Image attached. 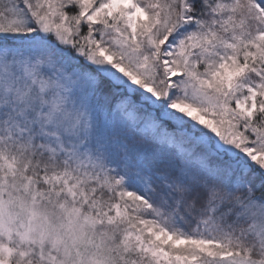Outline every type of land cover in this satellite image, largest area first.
Masks as SVG:
<instances>
[{
  "label": "snow or ice",
  "instance_id": "1",
  "mask_svg": "<svg viewBox=\"0 0 264 264\" xmlns=\"http://www.w3.org/2000/svg\"><path fill=\"white\" fill-rule=\"evenodd\" d=\"M0 264H264V0H0Z\"/></svg>",
  "mask_w": 264,
  "mask_h": 264
}]
</instances>
